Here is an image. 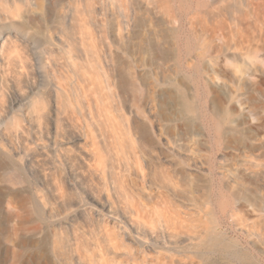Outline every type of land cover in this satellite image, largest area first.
Returning <instances> with one entry per match:
<instances>
[{
	"label": "rangeland",
	"instance_id": "obj_1",
	"mask_svg": "<svg viewBox=\"0 0 264 264\" xmlns=\"http://www.w3.org/2000/svg\"><path fill=\"white\" fill-rule=\"evenodd\" d=\"M0 264H264V0H0Z\"/></svg>",
	"mask_w": 264,
	"mask_h": 264
},
{
	"label": "bare ground",
	"instance_id": "obj_2",
	"mask_svg": "<svg viewBox=\"0 0 264 264\" xmlns=\"http://www.w3.org/2000/svg\"><path fill=\"white\" fill-rule=\"evenodd\" d=\"M187 160H194V158H192V157H190V156H186L185 157V161H187ZM12 178H14V176L12 177ZM16 179H18V178H16ZM15 179V180H16ZM12 180V179H11ZM19 180V179H18ZM12 182V181H11ZM14 182V181H13ZM17 182V181H16ZM19 182V181H18ZM214 235H212V234H210V235H208V237H207V242H212V243H214L215 241H216V238H214L213 237Z\"/></svg>",
	"mask_w": 264,
	"mask_h": 264
}]
</instances>
